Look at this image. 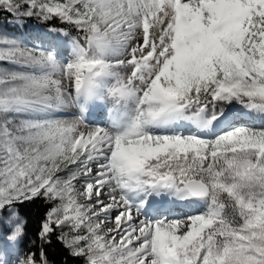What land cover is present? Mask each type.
<instances>
[{
  "label": "snow or ice",
  "instance_id": "1",
  "mask_svg": "<svg viewBox=\"0 0 264 264\" xmlns=\"http://www.w3.org/2000/svg\"><path fill=\"white\" fill-rule=\"evenodd\" d=\"M0 264H264V0H0Z\"/></svg>",
  "mask_w": 264,
  "mask_h": 264
},
{
  "label": "trees",
  "instance_id": "2",
  "mask_svg": "<svg viewBox=\"0 0 264 264\" xmlns=\"http://www.w3.org/2000/svg\"><path fill=\"white\" fill-rule=\"evenodd\" d=\"M23 211L29 219L30 232L34 231L36 228V221L39 219L40 215L44 211L43 206L40 204V202H37L36 204L26 207L25 209H23Z\"/></svg>",
  "mask_w": 264,
  "mask_h": 264
}]
</instances>
